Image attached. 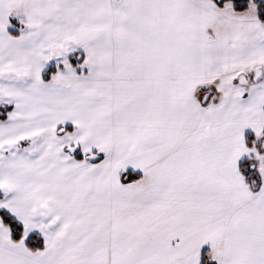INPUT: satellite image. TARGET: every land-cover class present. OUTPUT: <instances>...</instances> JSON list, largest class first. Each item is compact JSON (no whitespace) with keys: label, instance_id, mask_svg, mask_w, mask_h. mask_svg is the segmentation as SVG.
<instances>
[{"label":"snow or ice","instance_id":"obj_1","mask_svg":"<svg viewBox=\"0 0 264 264\" xmlns=\"http://www.w3.org/2000/svg\"><path fill=\"white\" fill-rule=\"evenodd\" d=\"M0 264H264V0H0Z\"/></svg>","mask_w":264,"mask_h":264}]
</instances>
